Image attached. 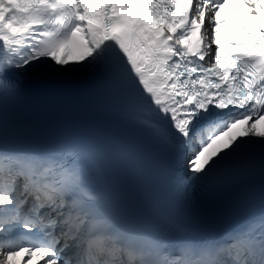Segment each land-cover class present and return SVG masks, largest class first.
I'll return each instance as SVG.
<instances>
[{
	"label": "snow or ice",
	"instance_id": "obj_1",
	"mask_svg": "<svg viewBox=\"0 0 264 264\" xmlns=\"http://www.w3.org/2000/svg\"><path fill=\"white\" fill-rule=\"evenodd\" d=\"M0 264H264V0H0Z\"/></svg>",
	"mask_w": 264,
	"mask_h": 264
}]
</instances>
